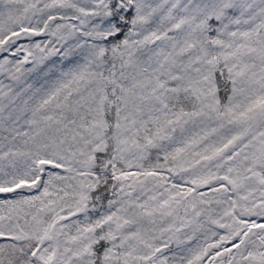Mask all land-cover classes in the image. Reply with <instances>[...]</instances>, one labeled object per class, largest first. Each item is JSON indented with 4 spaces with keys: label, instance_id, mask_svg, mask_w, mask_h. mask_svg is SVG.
I'll use <instances>...</instances> for the list:
<instances>
[{
    "label": "snow or ice",
    "instance_id": "6c2138e0",
    "mask_svg": "<svg viewBox=\"0 0 264 264\" xmlns=\"http://www.w3.org/2000/svg\"><path fill=\"white\" fill-rule=\"evenodd\" d=\"M0 264H264V0H0Z\"/></svg>",
    "mask_w": 264,
    "mask_h": 264
}]
</instances>
